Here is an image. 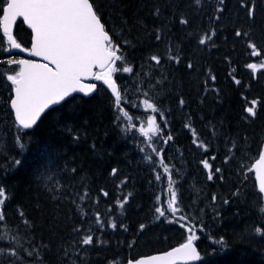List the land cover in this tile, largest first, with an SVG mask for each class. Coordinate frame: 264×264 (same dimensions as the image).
Returning a JSON list of instances; mask_svg holds the SVG:
<instances>
[{"label": "trees", "instance_id": "obj_1", "mask_svg": "<svg viewBox=\"0 0 264 264\" xmlns=\"http://www.w3.org/2000/svg\"><path fill=\"white\" fill-rule=\"evenodd\" d=\"M97 2L104 8L110 29L114 26L119 31L122 18L128 21V27L131 28V33L125 32V36L135 47L126 48L125 51L133 61L134 73L117 74L122 87L129 90L126 99L137 98L136 87L146 90L147 85L140 84L141 79L148 78L143 74L147 73L153 84L162 75L166 77L150 95H154L158 101L167 125L162 123L168 134L171 132L173 136L164 155L166 163L179 169L178 173L173 171V180L176 181L180 208L185 215L197 217L196 225H203L198 241L202 256L206 249L212 250L209 246L223 238V249L217 247V255L208 258V264H264V233L254 231L256 227L264 228L261 222L264 212L260 210L261 202L256 195L258 191L254 177L247 170V179L238 177L235 160L224 163L227 154L225 137L232 136L245 146V151L251 157L245 161L248 166L258 156L264 139V109L258 108L257 117L251 121L242 119L244 101L241 93L249 100L264 98V75L253 79L245 65L259 63L264 57L249 58L243 43L233 37V24L243 23L242 20H236V0H226L228 11L217 26V36L213 38L216 46L199 48L187 33L210 26V8L189 15V0ZM255 2L259 43L260 30L264 27V0ZM205 3L215 4L216 0H205ZM154 5L161 8L159 17L154 15ZM181 13L189 15L192 20L190 27L178 23ZM239 15L242 17L243 13ZM137 19L143 20L147 27L137 24ZM163 25L167 26L166 36L171 39L173 46L181 49V62H164L163 67L159 68L152 66L154 62L146 63L144 58L152 53L164 55L168 40L155 41L153 36L148 35L153 28ZM16 33L24 46H28V32L23 24H18ZM225 57L231 60L230 65ZM189 61L194 64L193 69L187 68ZM4 69L0 67V71ZM209 69L217 77L215 82L207 76ZM233 69H236L238 79L244 84H251L250 89L236 86L231 81L228 73ZM206 79L208 92H205ZM215 89L220 90L219 96ZM6 96L7 89L0 80V186L7 188L10 197L3 206L6 221L0 222V243L12 244L14 242L10 237H17L25 248H29L28 241L34 238L35 244L43 242L49 245L50 251L43 254L47 264H59V247L77 240L72 229L83 224L85 228H92L94 244L82 246L87 251L76 253V264H109L114 259L125 263L128 258L164 250L183 242L187 235L185 229L178 224L163 223L166 217H157L155 213L159 201L168 196L166 175L160 172L162 179H155L153 166L148 168L144 159L145 153L150 151L144 138L136 130L125 132L122 123L118 126L107 91H98L87 98L73 96L68 99V103L50 109L43 122H38V127L22 130L20 134L26 133V140L30 138L22 155L21 150L14 145L16 126L3 108ZM180 97L186 102L183 106L179 105ZM127 109L134 118H139V114H148L145 110L135 111L130 104ZM188 117L199 137L209 144L207 154L192 143V133L184 127ZM134 120L138 129L139 120ZM64 124L79 129L78 141L72 140V134L64 129ZM213 126L217 133L215 136ZM245 136L247 142L244 141ZM141 148L145 151L142 152ZM235 154L239 157L241 152ZM213 155L216 156L214 166L222 169L224 181L217 178L208 181L206 170L199 163L202 159L213 163ZM12 157L22 159L23 164L13 166ZM113 167L119 170L116 176L111 175ZM72 168L78 171L72 174ZM47 176L69 185L67 191L73 195L58 201L51 199L47 190L51 186L46 184ZM125 177L127 180L121 183ZM82 183L85 187L80 186ZM237 187L241 189L240 193L232 196L231 193ZM101 188L108 192L107 197L100 192ZM86 190L88 199L84 202L77 200L76 203L81 205L78 209L71 199L75 198V193L84 194ZM213 193L218 195L215 202L211 200ZM124 196H128V200L121 208L116 201ZM220 198L229 199V203L222 205ZM20 210L25 212L31 222L32 227L28 230L19 217ZM96 211L101 213L99 223L94 217ZM112 222L116 223V228L110 226ZM140 224H144L145 228L140 229ZM26 264H30V261H26ZM64 264H68V261H64Z\"/></svg>", "mask_w": 264, "mask_h": 264}, {"label": "snow or ice", "instance_id": "obj_2", "mask_svg": "<svg viewBox=\"0 0 264 264\" xmlns=\"http://www.w3.org/2000/svg\"><path fill=\"white\" fill-rule=\"evenodd\" d=\"M236 20H242L243 23H234L232 27L234 39L240 40L249 58L264 57V27L260 30V42H257L256 32V13L257 4L255 0H236ZM189 15L196 13L205 8L212 9L208 16L209 27L204 30H193L187 33V36L196 41V46L215 47L214 37L217 36L222 18L228 11L226 0H216L215 4H206L205 0H189ZM243 13L241 17L239 13ZM154 15L159 17L161 15V8L159 5H154ZM189 15L181 13L178 17V23L182 26L190 27L192 20ZM18 18H22L20 23L27 25L30 29V47H25L18 39V33L14 31V26ZM231 19V18H230ZM109 20L105 19L104 8L97 0H0V52L10 54L12 49H19L24 53H28L30 57H38L37 59H14L9 55L8 58L0 60V64L5 65V69L0 71V80L3 81V87L7 89V96L4 98L3 108L6 114L11 117L13 124L16 126L17 134L14 137V145L21 150V155L26 149L29 140L25 139L26 133L21 135L22 130L32 129L34 126L38 127L39 123L43 122V118L47 116L46 110L50 109L51 105H59L61 102L68 103V99L73 98V93H81L84 96H91L98 91H107L110 94V105L114 109L115 122L123 124L125 132L136 130L144 138V143L150 150L145 153L144 159L153 166L152 170L155 179L160 181L162 174L157 171V167L162 168L163 174L166 175L168 182V200L167 209L163 207H155V213L159 216H165L166 211L172 214L177 213L179 197L178 191L175 187L176 181L173 180V171L179 172L175 169V165L165 162V149L163 147L157 148L154 137L160 138L163 136L164 129L157 121V116L161 117L164 124V112L158 105L154 95H150L166 77L163 75L159 80L152 83V78L147 73L143 74L147 79H141V86L147 85L146 90L141 87H136L135 91L138 94L136 101L126 99L128 96V88L122 87L117 82L118 73H134L133 61L129 59L126 48L135 47L132 41L125 36V32L131 33V28L128 27V21L121 19V27L119 31L113 26L108 27ZM137 24L144 25L143 20L137 19ZM167 26L153 28L148 35L153 36L155 41L168 40L165 46L164 55L158 53L149 54L145 59L146 63L154 62L153 67L162 68L164 62H181L179 46H173L171 39L166 36ZM139 40V38H136ZM227 39V38H225ZM6 43L7 47H3ZM235 49V45H233ZM226 61L231 64V60L225 57ZM15 66V68L7 67ZM250 70L253 79H259L260 75H264V60L259 63H247L245 65ZM188 69H193V62L187 63ZM139 75V74H138ZM231 81L239 87L249 88L251 84H244L241 79L237 78L236 69L228 73ZM208 78L215 82L217 77L209 69L207 73ZM208 79L204 81L205 92H208ZM219 89H215V93L219 96ZM143 96L141 99L140 96ZM244 101L242 108V119L251 121L258 115V108L264 109V98L248 99L241 93ZM183 97L179 98V105H185ZM203 103V100H201ZM130 104L133 108H143L145 113H151L146 116V120H140L138 117L134 118L129 114L125 105ZM54 110V109H52ZM134 119L139 120V127L137 129ZM188 122L184 127L189 129L192 133V143L199 149L204 150L207 154L209 144L201 139L192 127L191 118L188 117ZM59 124V117H57ZM223 122L221 121V124ZM64 129L72 134V140L78 141L80 139L79 129L63 125ZM216 130L213 126V136ZM247 137L244 141L247 142ZM173 140L171 132L167 136H163L162 143L167 145L169 141ZM230 145V147H229ZM225 147L227 154L224 157V163H229L232 160L237 162L235 169L237 176H243L247 179V173L255 170V179L258 184V192L256 193L261 202V212H264V142L258 151V159L251 164V167L245 163L246 160L251 159L245 151V146L238 143V140L232 136L225 137ZM95 148V144L92 145ZM144 152L145 149L141 148ZM241 152L239 157L236 152ZM154 154V155H153ZM213 163L208 159H202L199 163L206 170V179L213 181L214 178L224 181L225 177L220 167H215L214 162L216 156L211 157ZM13 166H20L23 164L22 159L16 157L11 158ZM78 171L77 168L70 169L72 174ZM118 169L113 167L111 175L116 176ZM83 180V178H82ZM125 180L121 183H124ZM244 181L242 180L241 183ZM46 184L48 193L54 201L61 198L71 197L73 194L67 191L69 185L61 184L59 181H54L52 176L46 177ZM81 187H85L82 183ZM241 189L236 188L232 192V196H237ZM103 196L107 197L108 192L100 189ZM131 193L128 194L130 196ZM128 196L123 199H117L116 203L123 208ZM10 199L8 190L4 186H0V222L6 221V214L3 206L6 201ZM88 199L87 190L84 194L75 193V198L71 199V203L76 204L80 209L81 205L77 204V200L84 202ZM160 197H157L159 200ZM218 195L213 193L211 200L217 201ZM220 203L226 205L229 199L220 198ZM215 210V209H214ZM83 214V213H82ZM19 217L23 222L25 229L32 227L31 222L26 218L24 211H19ZM94 217L97 223L101 221V213L94 212ZM192 216L186 214L181 216L177 223L184 221L181 228L187 232L186 238L178 246L171 248L168 251H163L155 255L134 256L126 259V264H188V262L199 261L201 264H208V258L217 255L216 248L221 250L224 246V240L221 238L216 241L215 245L209 246L212 250H205L202 256L201 251L197 247L198 237L195 229L198 225L192 223ZM264 223V217L261 218ZM112 228H116L115 222L110 224ZM203 225L200 224L199 227ZM121 227H124L121 225ZM140 229H144L145 225L140 224ZM256 233H264V228L256 227ZM72 232L77 235L78 239L71 241L67 245H61L58 251L61 253L57 257L59 264H76V253L79 251H87L82 246L93 245L94 236L92 228H87L81 224L74 227ZM14 242L7 245V247H0V264H47L44 260L43 254L50 251L49 245L43 242L39 244L34 243V238L29 239V248H25L17 237H10ZM78 258V257H77ZM109 264H124L123 260H112Z\"/></svg>", "mask_w": 264, "mask_h": 264}, {"label": "rangeland", "instance_id": "obj_3", "mask_svg": "<svg viewBox=\"0 0 264 264\" xmlns=\"http://www.w3.org/2000/svg\"><path fill=\"white\" fill-rule=\"evenodd\" d=\"M135 101H136V99H135ZM138 111H143L144 112V109L141 107V108H139V109H137ZM147 115H151V113L149 112ZM147 115H144V114H140L139 116H140V120H146V116ZM161 120V118H159L158 116H157V121L159 122ZM160 123V122H159ZM161 125V124H160ZM159 141H162L160 138L158 139ZM164 205H165V203H164ZM163 204H160L159 205V207H163L164 206ZM163 208H165V206L163 207ZM158 216H159V214H158Z\"/></svg>", "mask_w": 264, "mask_h": 264}, {"label": "water", "instance_id": "obj_4", "mask_svg": "<svg viewBox=\"0 0 264 264\" xmlns=\"http://www.w3.org/2000/svg\"><path fill=\"white\" fill-rule=\"evenodd\" d=\"M19 19V18H18ZM35 58H37V59H40V58H38V57H35ZM74 94V93H73ZM81 94V93H80ZM52 106H54V105H51L50 107H52ZM47 111V110H46ZM255 171V170H254ZM160 253V252H159ZM155 254H158V253H155ZM155 254H151V255H155ZM198 261H192V262H188V264H192V263H197ZM179 264H183V262H179Z\"/></svg>", "mask_w": 264, "mask_h": 264}, {"label": "bare ground", "instance_id": "obj_5", "mask_svg": "<svg viewBox=\"0 0 264 264\" xmlns=\"http://www.w3.org/2000/svg\"><path fill=\"white\" fill-rule=\"evenodd\" d=\"M228 20V19H227ZM222 63H224V62H222ZM135 177V176H134Z\"/></svg>", "mask_w": 264, "mask_h": 264}]
</instances>
